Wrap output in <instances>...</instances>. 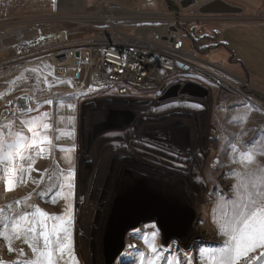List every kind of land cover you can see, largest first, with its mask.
<instances>
[{
	"label": "rangeland",
	"instance_id": "374dc122",
	"mask_svg": "<svg viewBox=\"0 0 264 264\" xmlns=\"http://www.w3.org/2000/svg\"><path fill=\"white\" fill-rule=\"evenodd\" d=\"M87 1L62 0L54 12L0 21V64L5 63L2 71L5 73L0 76V123L5 122L6 113L8 120L15 119L19 124V114L13 116L12 112L15 104L21 106L17 98L25 95L34 97V105L36 101L42 104L40 112L50 113L47 122L53 126V146L49 150L44 145L46 151L35 159L31 178L25 173V182L11 191L7 190L5 180L0 179V208L7 210L9 204L17 207V200L23 201L31 195L29 205H36L51 215H62L64 199L53 205L47 202L48 197L42 200L36 193L49 188L56 190L55 176L51 181L48 177L66 170L69 167L66 157L71 155L75 165L73 255L69 260L65 254L58 259V264H140L141 254L151 255L142 238L152 232L148 227L151 224L159 229L156 243L164 247L165 254L171 249L173 258L179 252L183 259L182 254L186 253L190 264H210V254L204 252L202 258L201 253L219 247L224 239L214 216L220 221L231 211L228 202L235 198L232 186L236 183L231 174L245 170L239 162V153L251 152L253 161L248 165L249 170L264 167V103L246 89L263 96L264 92L244 74H238V67L229 66L227 51L221 48L212 49L214 54L206 57L225 59L222 70L207 68L222 85L206 80L210 95L205 99L189 95L173 99L139 95L124 99L110 89H77L74 79L56 73L53 56L62 50L88 46L103 25L104 8L100 0H93L90 5L85 4ZM174 2L180 10L183 8L179 0ZM112 6L116 13L130 10L131 25H122L123 31L145 38L164 32L165 28L137 21L142 11L159 15L173 12L166 0H113ZM263 15L259 11L251 19L259 20ZM212 21L206 18L199 24L186 25L202 26L203 34H211ZM45 76L51 87L45 82ZM200 80L204 82L202 77ZM223 81L227 87L223 88ZM46 99H51L53 104H44ZM59 100L64 101L63 106ZM127 113L132 114L133 120L122 128L120 123ZM55 129L74 131V136L65 135L57 140L55 137L60 133ZM234 143L236 153L231 149ZM72 145H75L72 153L59 150ZM35 181H39V186ZM137 188L179 210L182 222L169 235L157 217L141 222L128 231L123 251L111 263L107 254L110 222L119 212L122 200ZM221 196L225 199L222 208L218 207ZM20 207L34 211L24 205ZM48 223L51 227L52 222ZM134 230H140L139 234L133 235ZM11 247L14 251L9 253L8 242L0 237V261L4 264H14L20 259L21 248L25 258L33 256L22 240L13 239Z\"/></svg>",
	"mask_w": 264,
	"mask_h": 264
},
{
	"label": "snow or ice",
	"instance_id": "6c2138e0",
	"mask_svg": "<svg viewBox=\"0 0 264 264\" xmlns=\"http://www.w3.org/2000/svg\"><path fill=\"white\" fill-rule=\"evenodd\" d=\"M43 39V37H41ZM48 67V66H45ZM38 71V69H31ZM49 75L51 72L48 73ZM39 79V76H38ZM45 82L51 87L52 83ZM59 83H65L59 80ZM75 98V97H73ZM18 101H26L24 106L18 103L14 105L13 116L19 114V124L15 119L8 120L5 113V122L0 123V179L5 180L7 190L11 191L19 184L25 182V173L31 178L34 170L35 159L42 156L46 151L44 145H52L53 137L51 132L53 126L47 122L50 119L49 112H40L42 104L35 102L33 107V96H20ZM44 104L52 105L51 99H46ZM59 105L63 106L64 101L59 100ZM9 104H13L9 101ZM74 108V105H68ZM37 113L36 115H31ZM62 119V118H61ZM72 117L69 118L70 122ZM25 129L27 132H25ZM60 134L55 139L62 136H74V131L65 132L55 129ZM233 153L237 152V145H231ZM60 151L72 153L75 145L71 147H60ZM264 152V149H262ZM240 163L244 165L243 172L235 171L231 175L236 178L233 187L234 199L229 201L231 205L230 213L224 214L220 221L214 216V223H218L219 234L224 237L221 245L215 249L202 250L203 253L210 254V264H264V167L258 169H248L252 163L251 152H240ZM69 167L61 169L59 173L49 175L51 181L55 176V191L51 188L48 191L36 193L42 200L48 197L47 202L56 204L59 199L65 200V208L62 215H51L40 209L36 205H29L27 201L31 195L25 197L23 201L15 202L17 207L12 204L7 206V210L0 208V237L8 242V252L12 253V240H22L28 245L33 253L31 258H25L24 249L21 248L14 264H58V259L65 254L71 260L73 255L72 225L75 219V208L72 201L75 198V165L71 155L66 157ZM233 162H236L233 160ZM38 171V170H37ZM47 171V170H45ZM43 180V174H41ZM39 186V181H35ZM49 193H51L49 195ZM21 205L33 208L34 211L23 210ZM225 199L221 196L218 200V207H224ZM49 221L52 222L49 227ZM148 227L151 233H145L142 237L151 250V255L141 254L140 264H190L186 253L178 252L173 258L171 249L165 254L164 247L156 243L159 229L155 224ZM140 230H134L133 235L139 234ZM129 248L134 247L129 245ZM0 264H4L0 261Z\"/></svg>",
	"mask_w": 264,
	"mask_h": 264
},
{
	"label": "built area",
	"instance_id": "2783aa9c",
	"mask_svg": "<svg viewBox=\"0 0 264 264\" xmlns=\"http://www.w3.org/2000/svg\"><path fill=\"white\" fill-rule=\"evenodd\" d=\"M212 1L194 0L195 4L173 10L172 15L142 11L137 21L165 28L164 32L145 38L121 29L122 25H131L130 10L116 13L112 6L113 0H100L104 8L101 16L103 25L88 46L62 50L53 56V59L63 58L69 52H74L79 58L76 76H67L62 66L58 69L59 75L74 79L77 89H110L115 92V96L124 99L138 98L139 95L160 97L171 86H184L190 81L204 85L209 90L206 80L222 85L218 77L206 68L205 65L209 64L199 52L189 46L185 38L187 31L183 27L187 23L199 24L208 19L209 15L201 14L199 8ZM261 19L264 20V15ZM172 27H177V30ZM209 66L221 69L219 64ZM0 67L3 69L5 63H1ZM224 86L228 84L223 81Z\"/></svg>",
	"mask_w": 264,
	"mask_h": 264
},
{
	"label": "crops",
	"instance_id": "0c3cea01",
	"mask_svg": "<svg viewBox=\"0 0 264 264\" xmlns=\"http://www.w3.org/2000/svg\"><path fill=\"white\" fill-rule=\"evenodd\" d=\"M60 1L62 0H0V21L54 12L58 9ZM225 1L240 6L243 12L234 15L235 17L232 14L209 15L208 19L213 20L211 30L216 32L217 41L225 43L228 47L221 49L227 51L229 66L238 67V74H244L264 92V20L251 19L257 12H264V0ZM91 2L93 0H88L85 4L90 5ZM182 2L185 1L179 0V4ZM214 52L215 50H212L208 55H213ZM209 56L202 58L209 65L217 63L221 68L225 65L224 58L212 60ZM209 65H205L206 68Z\"/></svg>",
	"mask_w": 264,
	"mask_h": 264
},
{
	"label": "water",
	"instance_id": "95a60500",
	"mask_svg": "<svg viewBox=\"0 0 264 264\" xmlns=\"http://www.w3.org/2000/svg\"><path fill=\"white\" fill-rule=\"evenodd\" d=\"M195 4L194 0L182 2V7ZM199 12L205 15L214 14H239L243 12L240 6L231 4L225 0H214L201 5ZM175 31L177 27H172ZM179 95H189L196 98H208L210 91L204 85L196 82H188L184 86L175 84L171 86L161 99H173ZM132 114L127 113L120 123V127L126 128L132 122ZM131 191L119 205V212L112 219L109 226L107 254L112 263L123 251L125 246V236L129 230L139 225L141 222L158 218V222L166 235H169L180 226L182 217L180 211L174 209L170 204L157 199L156 196L146 190Z\"/></svg>",
	"mask_w": 264,
	"mask_h": 264
},
{
	"label": "trees",
	"instance_id": "16d2710c",
	"mask_svg": "<svg viewBox=\"0 0 264 264\" xmlns=\"http://www.w3.org/2000/svg\"><path fill=\"white\" fill-rule=\"evenodd\" d=\"M166 3L171 10H179V6L174 2V0H166ZM183 27L187 31L185 38L189 46L195 48L199 52L201 58L206 59V56L209 54V52L212 49L221 48V47L228 48L225 45V43L217 41L216 32H212L211 34H206V33L203 34L204 32L203 27L199 25H191V26L184 25ZM203 40L209 41L208 45H202L201 42ZM202 54L204 57L202 56ZM246 90L247 93L255 95L257 98H259L261 102L264 103L263 95L258 94L256 92H251V90L249 89Z\"/></svg>",
	"mask_w": 264,
	"mask_h": 264
},
{
	"label": "bare ground",
	"instance_id": "6f19581e",
	"mask_svg": "<svg viewBox=\"0 0 264 264\" xmlns=\"http://www.w3.org/2000/svg\"><path fill=\"white\" fill-rule=\"evenodd\" d=\"M69 51H71V50H69ZM54 64L57 66V69H56V73L57 74H59V71H58L59 67L62 66V67H64L65 74L67 76H76V74L78 72V68H79V58L76 57L74 52H69L68 56L64 55L63 58H55L54 59ZM218 70H222V68L218 69ZM2 71H4V69H2V67H0V76H3L4 73H5V72H2ZM20 102H21V106H24L25 103H26L24 101H20ZM34 106L35 105L33 104V107Z\"/></svg>",
	"mask_w": 264,
	"mask_h": 264
}]
</instances>
